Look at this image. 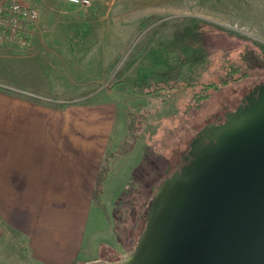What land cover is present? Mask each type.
Wrapping results in <instances>:
<instances>
[{"label": "rangeland", "instance_id": "rangeland-1", "mask_svg": "<svg viewBox=\"0 0 264 264\" xmlns=\"http://www.w3.org/2000/svg\"><path fill=\"white\" fill-rule=\"evenodd\" d=\"M101 4L115 10L106 20L109 25L100 19L104 13L81 29L57 19L49 37L67 41L54 46L57 53L0 44V87L19 94L5 80L12 81L16 73L24 83L50 90L22 93L38 102L64 107L97 97L116 99L107 169L93 204L99 220L87 231L86 251L78 262L128 264L135 262V247L147 233L149 216L171 190L173 175H182L199 150L210 144L207 136H217L229 116L241 115L264 88V0ZM101 25L106 29L100 31ZM153 33L145 53L118 80L116 73ZM99 40L92 58L80 53L90 47L87 41L95 47ZM68 50L74 57L66 56ZM117 85L120 88L113 89ZM58 89L66 92L58 94Z\"/></svg>", "mask_w": 264, "mask_h": 264}, {"label": "crops", "instance_id": "crops-1", "mask_svg": "<svg viewBox=\"0 0 264 264\" xmlns=\"http://www.w3.org/2000/svg\"><path fill=\"white\" fill-rule=\"evenodd\" d=\"M23 1L39 15L26 50L36 48L44 54L57 53L54 46L67 42L49 37L57 19L81 29L80 25L94 21L100 13H104L101 21L111 20L115 11L101 0L87 7L63 0ZM105 29L101 25L100 31ZM101 43L91 47L87 41L90 47L80 53L92 58ZM68 52L66 56L74 57L72 50ZM5 80L20 93L0 91V264H82L78 260L86 251L87 231L99 220L93 193L115 128L117 101L97 97L55 106L23 95L48 93L49 89L24 83L16 73L12 81ZM96 92L100 94L89 93Z\"/></svg>", "mask_w": 264, "mask_h": 264}, {"label": "water", "instance_id": "water-1", "mask_svg": "<svg viewBox=\"0 0 264 264\" xmlns=\"http://www.w3.org/2000/svg\"><path fill=\"white\" fill-rule=\"evenodd\" d=\"M258 94L173 175L128 264H264V88Z\"/></svg>", "mask_w": 264, "mask_h": 264}, {"label": "built area", "instance_id": "built-area-1", "mask_svg": "<svg viewBox=\"0 0 264 264\" xmlns=\"http://www.w3.org/2000/svg\"><path fill=\"white\" fill-rule=\"evenodd\" d=\"M77 7L90 6L96 0H63ZM38 12L23 0H0V44L14 43L17 49L27 48L32 36V25L38 20Z\"/></svg>", "mask_w": 264, "mask_h": 264}, {"label": "trees", "instance_id": "trees-1", "mask_svg": "<svg viewBox=\"0 0 264 264\" xmlns=\"http://www.w3.org/2000/svg\"><path fill=\"white\" fill-rule=\"evenodd\" d=\"M149 19L150 18H147V19H145L140 25L142 26L143 24H145V22H148L149 21ZM153 35H154V33L153 34H151L150 35V37L148 38V40L149 39H151L152 37H153ZM152 40H149L147 43H145L142 47H141V49L138 51V53L136 54V55H134L131 59H129V61L127 62V64L122 68V70H120L119 71V73H116V74H118L117 75V79L118 78H120V76H122V75H124V73L127 71V69L134 63V62H136L139 58H140V56H142L144 53H145V51H146V49H147V45L148 44H150V42H151ZM112 66V65H111ZM110 70V66H109V68L107 69V72ZM119 80V79H118ZM211 86H212V84H210ZM125 86V88H126V85H124ZM1 89H0V91L1 92H4V93H8L9 91H7V90H5V88H2V87H0ZM32 101H35V102H38V100H36V99H31ZM110 145V144H109ZM108 149H109V146H108V148H107V151H106V153H105V156H104V158H103V163H102V165H101V172H100V174H99V179L97 180V184L95 185V189H94V193H93V200H94V202H97V197H98V194L101 192V183H102V178H103V176H104V173L106 172V169H107V166H106V159H107V152H109L108 151Z\"/></svg>", "mask_w": 264, "mask_h": 264}, {"label": "flooded vegetation", "instance_id": "flooded-vegetation-1", "mask_svg": "<svg viewBox=\"0 0 264 264\" xmlns=\"http://www.w3.org/2000/svg\"><path fill=\"white\" fill-rule=\"evenodd\" d=\"M191 158H192V153H190V158H189V159H191ZM189 159H188V160H189Z\"/></svg>", "mask_w": 264, "mask_h": 264}]
</instances>
